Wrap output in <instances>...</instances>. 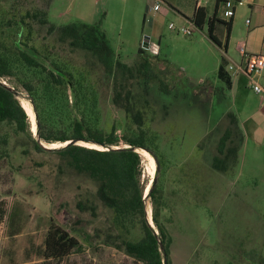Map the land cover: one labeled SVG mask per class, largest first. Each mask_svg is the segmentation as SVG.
Here are the masks:
<instances>
[{"label":"rangeland","instance_id":"rangeland-1","mask_svg":"<svg viewBox=\"0 0 264 264\" xmlns=\"http://www.w3.org/2000/svg\"><path fill=\"white\" fill-rule=\"evenodd\" d=\"M8 1L0 0V12L9 8ZM37 1L48 8L49 19L58 24L75 20L100 23L117 57L128 63H134L138 48L148 35V51L158 54L162 75L174 83L169 105L158 87L153 88L150 99L154 119L149 123L151 141L160 156L158 200L171 236L172 264H264V132L256 129L260 120L264 123V118H260L264 114V99L244 72L233 76L236 81L233 88L218 75L221 61L228 65L232 60H240L241 40L247 42L246 48L259 51L263 31L253 28L264 21V9L255 10L247 2L237 4L225 51L224 22H217L215 30L223 42L221 47L209 37L207 25L203 29L192 26V33L170 27V21L189 26L191 23L163 0H49V6L47 0ZM155 1L160 2V10L152 9ZM29 43L38 45L45 56L72 65H80L85 59L68 46L56 43L44 24L34 28ZM91 77L101 92L97 107L102 123L108 128L115 121L119 131H131L125 112L113 105L104 79ZM3 80L15 84L10 78ZM261 80L264 82L263 76ZM18 88L35 106L33 97L21 85ZM67 93L69 102L65 94H57L62 97L59 106L69 105L74 114L72 91L68 88ZM43 106L47 105L43 102ZM230 110L236 113L246 135L237 164L228 171H220L213 169L210 161L217 139L229 123L226 112ZM14 127L7 121L0 125V133L9 135L7 144L0 142V191L10 186L13 200L28 192V205L39 207V233H43L52 215L48 197L39 190V180H45V176L25 164L22 147L29 142ZM211 129L215 132L207 135ZM56 142L60 143L57 147L63 145ZM156 168L154 154L145 151L142 174L145 182L153 179ZM19 201L20 198L16 205ZM147 202L152 207L151 200ZM75 221L76 217L67 215L61 224L78 235L83 246L65 262L54 264H136L123 250L100 240L93 241V229ZM131 232L132 236L140 232L139 225H134Z\"/></svg>","mask_w":264,"mask_h":264},{"label":"trees","instance_id":"trees-1","mask_svg":"<svg viewBox=\"0 0 264 264\" xmlns=\"http://www.w3.org/2000/svg\"><path fill=\"white\" fill-rule=\"evenodd\" d=\"M8 2L9 8L4 9L5 13L0 12V125L10 122L15 132L25 134L29 142L22 147L25 164L45 176V180H39V190L45 192L52 211L45 255L61 258L82 248L80 237L61 224L71 215L76 217V223L93 229V241L100 240L123 250L136 264H164L165 259L167 264H172L171 236L161 217L158 200L160 168L152 184V179L145 182L143 154L135 149H149L159 162L149 128L154 119L150 94L158 87L169 105L168 98L174 91V83L161 73L160 57L151 54L142 42L136 60L128 63L117 57L100 23L75 20L58 24L49 19L48 8L37 0ZM189 19L201 29L207 25L209 37L221 47L223 42L215 30L217 22H224L227 50L232 18L218 17L217 9L208 15L200 5ZM39 24L45 25L56 43L82 54L85 59L80 65L45 56L38 45L30 44V35ZM92 75L104 79L113 105L125 112L131 131H119L115 121L108 128L102 123L97 107L101 92ZM218 75L232 87V75L224 60ZM8 78L15 83L11 85L16 88L21 85L33 97L39 138L46 143L70 140L68 143L54 148L41 143L33 134L28 111L3 80ZM97 86L100 88L99 81ZM68 88L73 95L74 114L69 105L59 106L62 97L57 94H65L69 102ZM226 114L229 123L219 135L210 161L211 167L220 171H228L237 164L245 139L236 113L230 110ZM214 132L211 129L207 135ZM81 140L99 147L78 142ZM0 142L7 144L9 135L0 133ZM148 199L152 202L155 227L148 219ZM136 224L140 232L132 236L131 228Z\"/></svg>","mask_w":264,"mask_h":264},{"label":"crops","instance_id":"crops-1","mask_svg":"<svg viewBox=\"0 0 264 264\" xmlns=\"http://www.w3.org/2000/svg\"><path fill=\"white\" fill-rule=\"evenodd\" d=\"M233 1L237 2L238 0ZM163 2L179 14L182 19H187L188 21H190L189 17L193 14L196 7L200 5L206 8L208 15H212L217 9L218 17L226 20L228 17L232 18V22L238 8L236 3L235 13L232 16L226 17L224 15L225 0H201L200 2L198 0H163ZM247 4L255 10H259L263 9L264 0H247ZM257 28L263 31L260 49L257 51L254 48H247V50L253 53H264V21L256 24L253 30H258ZM246 76L249 82L248 74ZM235 85L236 81L232 76V88ZM260 118H264V114ZM261 121L263 119L257 123V132H264V123ZM10 189L11 187L9 186L7 189L5 188L3 191H0V264H39V262L40 264H54L55 261L62 263L70 258L74 251L61 258L45 255V239L48 226L46 225L43 233H39V207L28 205L29 199L26 193L23 196H19L20 201L16 205L17 203L15 202L19 198L13 200ZM35 213L38 215L35 216Z\"/></svg>","mask_w":264,"mask_h":264},{"label":"built area","instance_id":"built-area-1","mask_svg":"<svg viewBox=\"0 0 264 264\" xmlns=\"http://www.w3.org/2000/svg\"><path fill=\"white\" fill-rule=\"evenodd\" d=\"M198 1L200 2L201 0ZM245 2H247V0H238L237 2H234L233 0H225L224 15L232 16L235 13V4H243ZM160 5L161 4L159 1H155V3L152 5V9L158 10ZM190 23L191 26L185 24H176L174 21H170L169 26L176 28L178 31L183 33H192L193 27L197 26L192 20H190ZM238 50L240 54V60H232L228 65H226L227 70L232 76L240 72L248 74L250 84L258 93L263 96L264 99V82L261 80L264 72V53L249 52L246 48V42L244 40H241L238 43Z\"/></svg>","mask_w":264,"mask_h":264},{"label":"water","instance_id":"water-1","mask_svg":"<svg viewBox=\"0 0 264 264\" xmlns=\"http://www.w3.org/2000/svg\"><path fill=\"white\" fill-rule=\"evenodd\" d=\"M143 45H144V47H146V48L149 47V36H148V35H146V36L144 37V39H143ZM6 84H7L11 89H13V91L15 92V94L17 95V97H18L19 99H21L20 97H22L23 90H21V89L18 88V87L16 88L14 85L8 84L7 82H6ZM23 106H24V105H23ZM24 107H25V106H24ZM26 110H27V109H26ZM33 110H34V112H35L36 125H37L36 131H34V133L37 134V135H39V133H38L39 121H38V116H37V112H36V109H35V106H34V105H33ZM38 139H40L41 143H42L44 146L48 147V148H54V147H57V146H51L50 144H46V143H44V142L41 140V138H39V136H38ZM71 140H72V139H71ZM69 141H70V140H68L66 143H68ZM82 141H84V140H82ZM66 143H63V144L65 145ZM95 144H96V143H95ZM141 148L146 149L147 151H150L149 149H147V148H145V147H141ZM135 149L138 150V151H140V147H135ZM154 157H155V159H156V161H157V168H156V169L158 170V168H159V162H158L157 157H156L155 155H154ZM155 178H156V175L153 177V179H152V181L150 182V184H152V183L154 182ZM150 186H151V185H150ZM149 188H150V187H149ZM147 195H148V190H147L146 196H147ZM148 219H149L150 224H151L153 227H155L153 217H152V220H150V218H149V216H148ZM156 232L158 233L159 231L156 229ZM160 244H161V248H163V242H162L161 239H160ZM164 264H167L166 259L164 260Z\"/></svg>","mask_w":264,"mask_h":264},{"label":"bare ground","instance_id":"bare-ground-1","mask_svg":"<svg viewBox=\"0 0 264 264\" xmlns=\"http://www.w3.org/2000/svg\"><path fill=\"white\" fill-rule=\"evenodd\" d=\"M21 99V102H22V104L25 106V108L27 109V111H28V113H29V116H30V118H31V122H32V129L34 130V131H36V128H37V125H36V117H35V113H34V110H33V106H32V103H31V100L29 99V97L27 96V94H25L24 92H23V94H22V97H20ZM67 141H63V142H61L62 144L63 143H66ZM84 144H86V145H88V146H95V147H99V145H95L94 143L92 144L91 142H83ZM51 146H56V145H59L60 143H58V142H51V143H49ZM61 144V145H62ZM64 145V144H63ZM145 149H143V148H140V152L142 153V154H144L145 153V151H147V150H145ZM148 209H149V218H150V220H152V218H151V213H152V207H149V205H148Z\"/></svg>","mask_w":264,"mask_h":264}]
</instances>
